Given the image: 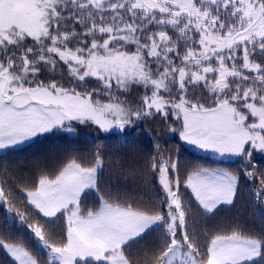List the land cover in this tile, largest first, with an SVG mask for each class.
<instances>
[{"label":"snow or ice","instance_id":"6c2138e0","mask_svg":"<svg viewBox=\"0 0 264 264\" xmlns=\"http://www.w3.org/2000/svg\"><path fill=\"white\" fill-rule=\"evenodd\" d=\"M61 66L76 87L39 79ZM92 79L97 87L77 90ZM133 86L146 93L136 108L117 95ZM197 88L206 95L195 96ZM155 115L175 117L180 127L171 131L186 144L247 161L253 170L242 174H259L252 195L264 219V169L252 165L253 153H264V0H0V151L66 124L73 131V121L123 131ZM102 168L99 152L92 160L72 157L23 189L43 218L63 219L56 242L16 210L48 264H264V231L237 225L205 233L203 244L189 233L177 160L151 163L163 193L158 203L100 194ZM240 178L239 171L198 167L183 183L213 213L233 204ZM91 190L98 204L83 208ZM0 202L13 211L3 186ZM157 228L165 229L158 249L129 255L132 243ZM0 248L11 264H40L22 240L0 238Z\"/></svg>","mask_w":264,"mask_h":264},{"label":"trees","instance_id":"16d2710c","mask_svg":"<svg viewBox=\"0 0 264 264\" xmlns=\"http://www.w3.org/2000/svg\"><path fill=\"white\" fill-rule=\"evenodd\" d=\"M131 50H134V46ZM39 79L45 81L56 79L62 81L65 87H76L75 84L69 83L63 66L57 68L55 74L45 71ZM95 87L97 85L92 79L82 87H77V90L91 91ZM189 93L193 94L191 88ZM145 94L143 87L133 86L127 93L117 95L126 106L136 108L139 107L140 100ZM194 95L200 97L206 94L197 88ZM208 102L211 103L210 98ZM71 125L75 129L73 133L58 129L26 145L7 152L0 151V186L10 194L13 206V211L10 212L9 205L0 202V238L5 239V242L22 240L33 255L38 257L40 264H48L45 250L42 251L32 240L27 239L30 230L27 229L26 224L21 223L16 210L25 213L29 222L38 221L43 224L50 238L56 242L60 241L63 234V219L49 222L43 218L27 203L23 189L31 188L41 173L54 174L72 157L92 160L97 152L103 160V168L99 175L100 194L121 200L147 202L151 199L158 203V196L162 198L163 193L158 188L151 163L160 156L177 160L181 179L180 194L185 206L190 209L188 230L190 234H199L201 244L205 240V233L227 231L237 225L248 232L258 234L264 231V219L253 203L252 195L253 189L259 187V174L255 180L243 176L244 171L253 169L249 168L247 161L240 157L230 160L217 159L189 147L180 140L178 131H171L172 128L180 127V122L176 121L175 117L164 119L160 115L149 116L121 132H103L90 123L80 124L73 121ZM252 165L255 169H264V153L254 152ZM198 167L241 172L238 192L233 204L218 205L213 213H205L198 206L191 190L183 183L187 174ZM97 204L95 190H91L83 197L81 206L93 208ZM164 230L157 228L132 243L127 249L129 255L143 258L145 252L158 249ZM0 264H11L10 256L2 248H0Z\"/></svg>","mask_w":264,"mask_h":264},{"label":"rangeland","instance_id":"374dc122","mask_svg":"<svg viewBox=\"0 0 264 264\" xmlns=\"http://www.w3.org/2000/svg\"><path fill=\"white\" fill-rule=\"evenodd\" d=\"M70 126L72 127L73 131H75L74 127H73L72 125H70ZM67 127H68V125L66 124V127H65V129H64L65 131H67V130H66ZM73 131H67V132L73 133ZM121 131H122V130H120V129H115V128H114V129H111L109 132H121ZM44 135H45V134H44ZM44 135H42V136H44ZM42 136H40V137H42ZM40 137L33 138V140H31V141H27V142H25L24 144L18 145V146H16V147H20V146L26 145V144H28V143H30V142H32V141H34V140H36V139H38V138H40ZM187 145H188V144H187ZM188 146L191 147L192 149H194V150L200 152V153L211 155V156H213V157H215V158H217V159L230 160V159H235V158H237V157H228V156L221 157V156H219V155L216 154V153L206 152V151H203V150L197 149V148H195L194 146H191V145H188ZM190 190H191V189H190ZM45 251H46V250H45Z\"/></svg>","mask_w":264,"mask_h":264}]
</instances>
